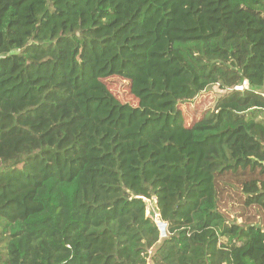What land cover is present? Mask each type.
Segmentation results:
<instances>
[{
    "label": "trees",
    "instance_id": "obj_1",
    "mask_svg": "<svg viewBox=\"0 0 264 264\" xmlns=\"http://www.w3.org/2000/svg\"><path fill=\"white\" fill-rule=\"evenodd\" d=\"M256 112L264 0H0V264H264Z\"/></svg>",
    "mask_w": 264,
    "mask_h": 264
},
{
    "label": "rangeland",
    "instance_id": "obj_2",
    "mask_svg": "<svg viewBox=\"0 0 264 264\" xmlns=\"http://www.w3.org/2000/svg\"><path fill=\"white\" fill-rule=\"evenodd\" d=\"M106 84L109 88V91L117 100L137 105L138 100L131 93L129 81L127 79L119 76H113L106 80ZM242 87H247V83H245ZM222 94L223 91L219 90L217 86H209L205 91L199 93L195 98L178 102V108L181 109V111L185 115L187 123L190 124L193 120L200 118L205 110L212 107L216 99ZM253 116L256 119L260 120L264 117V112H256L253 114ZM1 164L2 163L0 162V166ZM154 199H151L150 202L148 201L147 211L149 216L152 217L153 215V219H155L156 216L159 215L156 211V203ZM222 203L231 205L234 202L233 200L227 201L226 199H223ZM227 213L229 217H231L230 219L242 222L243 217L238 215V210L234 207L228 208ZM159 224L162 233H164V224H162L161 222H159ZM164 237L165 235L163 234L161 236V240L152 249V253H154V251L159 247ZM148 263L152 264V260L149 259Z\"/></svg>",
    "mask_w": 264,
    "mask_h": 264
},
{
    "label": "clouds",
    "instance_id": "obj_3",
    "mask_svg": "<svg viewBox=\"0 0 264 264\" xmlns=\"http://www.w3.org/2000/svg\"><path fill=\"white\" fill-rule=\"evenodd\" d=\"M161 223L164 224V233H162V231H161V236H162L163 234L166 235L167 224L165 222H161ZM158 224H159V222H158ZM159 227H160V224H159Z\"/></svg>",
    "mask_w": 264,
    "mask_h": 264
},
{
    "label": "water",
    "instance_id": "obj_4",
    "mask_svg": "<svg viewBox=\"0 0 264 264\" xmlns=\"http://www.w3.org/2000/svg\"><path fill=\"white\" fill-rule=\"evenodd\" d=\"M152 217H153V215H152Z\"/></svg>",
    "mask_w": 264,
    "mask_h": 264
}]
</instances>
